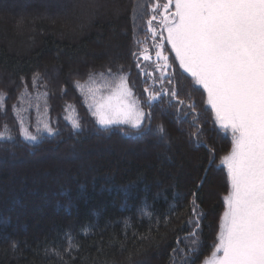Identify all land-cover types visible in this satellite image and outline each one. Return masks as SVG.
Masks as SVG:
<instances>
[{
  "label": "trees",
  "instance_id": "obj_1",
  "mask_svg": "<svg viewBox=\"0 0 264 264\" xmlns=\"http://www.w3.org/2000/svg\"><path fill=\"white\" fill-rule=\"evenodd\" d=\"M164 2L0 0V264H200L213 252L233 137L162 39ZM121 78L146 121L100 127L83 88Z\"/></svg>",
  "mask_w": 264,
  "mask_h": 264
},
{
  "label": "snow or ice",
  "instance_id": "obj_2",
  "mask_svg": "<svg viewBox=\"0 0 264 264\" xmlns=\"http://www.w3.org/2000/svg\"><path fill=\"white\" fill-rule=\"evenodd\" d=\"M163 7L167 10L169 4ZM174 7L171 20L162 19L167 29L162 39L171 45L179 67L206 91L216 120L230 128L233 137L231 152L223 158L231 190L224 197L227 207L214 246V264H264V0H175ZM156 47L162 49L163 44ZM156 57L165 61L163 68L169 67L161 51ZM129 94L121 78L109 103L97 107L102 126L140 127L144 114L125 103ZM170 95L175 97V91ZM45 129L51 131L47 125ZM191 251L198 253V248ZM184 264L195 261L186 259Z\"/></svg>",
  "mask_w": 264,
  "mask_h": 264
},
{
  "label": "rangeland",
  "instance_id": "obj_3",
  "mask_svg": "<svg viewBox=\"0 0 264 264\" xmlns=\"http://www.w3.org/2000/svg\"><path fill=\"white\" fill-rule=\"evenodd\" d=\"M165 4H169V7L167 10H165V8L163 7V5ZM174 4H175V0H171V3H167V2H164L163 5H160L159 3H156V5L154 6V11H157L158 9H160V16H157L155 17V20H156V25H161V28H160V32L162 33L163 37H166L167 36V29L164 25V23H162V19L164 17H168L169 21L171 20V13H173L175 11V7H174ZM19 24L21 25L22 24V21L19 22ZM158 28L157 26H154V27H151V32H155V34H158ZM164 41L166 39H163ZM159 51L162 52V55L163 56H167L168 57V60H167V64L169 65V56L164 52V47L162 49H158ZM156 60L159 61V64L161 66V70H162V66L165 64V61L163 59H157L156 57ZM164 72H167L168 70V67L167 68H163ZM121 84V79H119L118 81H115L114 83L112 84H108V85H99V84H94V83H90V84H87L83 89H84V94H85V100L90 108V110L93 112V114L95 115L96 119H97V123L100 127H110V126H130V127H133L131 124L129 123H114V124H111V125H108V126H102L99 122H98V115H96V112H97V107L101 104H108L109 101H108V97L110 95H112L113 93L116 92L117 90V85ZM123 88L124 90H126L128 93H130L126 99H125V103L131 105L135 111L137 112H140V113H143V118H142V122L140 124V127L144 124V122L146 121V113L145 111L140 107V104L138 102V100L136 99V97L134 96V93H133V90L132 88L130 87V85L128 84L127 80L126 79H123ZM150 96L152 95H156V99H151L149 98L150 102H154L156 101L157 99H159L160 97V93H153V92H149ZM111 103L113 104V106L116 105V101L113 100L111 101ZM70 122L74 125V123H77V121H75V119H73L74 117L73 116H70ZM220 124V122H219ZM76 129H79V127H75ZM133 128H139V127H133ZM30 133V132H29ZM28 134V133H27ZM30 136H35L36 139L35 140H32V139H29L31 141H38V137L36 135H30ZM224 164V163H223ZM226 167L227 165L224 164ZM223 219V217H222ZM222 222V221H221ZM215 252V248L213 250V252L207 256L200 264H214V261L216 259V257L213 256V253ZM221 255L220 253H217V256Z\"/></svg>",
  "mask_w": 264,
  "mask_h": 264
},
{
  "label": "water",
  "instance_id": "obj_4",
  "mask_svg": "<svg viewBox=\"0 0 264 264\" xmlns=\"http://www.w3.org/2000/svg\"><path fill=\"white\" fill-rule=\"evenodd\" d=\"M206 174H207V172H206ZM204 178H205V177H204ZM203 181H204V179H203ZM203 181H202V183H203ZM202 183H201V184H202Z\"/></svg>",
  "mask_w": 264,
  "mask_h": 264
}]
</instances>
